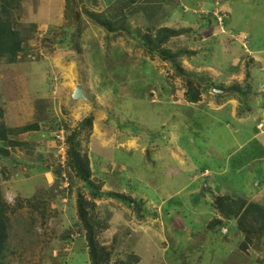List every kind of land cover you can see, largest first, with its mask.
<instances>
[{"label": "rangeland", "instance_id": "obj_1", "mask_svg": "<svg viewBox=\"0 0 264 264\" xmlns=\"http://www.w3.org/2000/svg\"><path fill=\"white\" fill-rule=\"evenodd\" d=\"M115 1L97 0L92 4L82 0V3L89 10H104L108 16L106 5ZM22 2V10L15 13L14 26L46 22L50 31L45 35L44 45L41 42L43 56L33 61L25 53L15 65L1 62L0 105L6 95H14L15 100L20 98L8 107L5 98L1 108L7 113L12 105L19 104L24 124L39 117L48 120L52 115L48 117L47 109L58 115L62 110L52 104L53 92L57 94L60 83H65L62 86L65 90L76 85L86 89L91 100L86 97L84 101H70V105L86 104L90 112L83 113L84 117L98 111L107 119L102 129L108 139H98L96 133L91 135L108 145L101 158L91 153L98 179L107 182L104 190L142 199L145 208L154 213L139 219L131 209L113 199L96 200L92 213L101 223H108L110 229L100 234V240L111 246L113 261L135 253L138 264H262L263 253L251 247L245 252L239 250L243 236L234 230L232 222L226 225V241L222 239L224 230L211 233L205 227L217 217L211 206V192L264 206V113L257 109L264 103V0H156L154 7H148V12L155 14L153 18L146 19L140 10L129 19L133 28L144 25L190 28L192 32L171 39L167 47L198 50L189 61H182L183 67L194 73L190 77L195 81L210 80L219 87L220 80L211 78L212 70L225 82L227 75L236 70L234 66L238 67L237 73L243 74L241 67L245 66L239 61L251 57L254 61L248 66L251 92L238 97L241 101L246 99L237 114L245 120L242 123L231 118L230 108L219 114L206 106L203 111L186 108L184 83L168 63L157 57L151 60L142 53L134 36L107 34L88 22L80 8L82 33L74 41L71 38L74 25L65 19L60 21L62 0ZM144 5L148 4L142 0L140 6ZM202 35L205 40L200 41ZM75 43L79 44V54ZM55 64L58 70L53 68ZM197 67L212 70L199 71ZM232 82L226 86L231 87ZM76 111L77 108L73 114ZM52 117L56 122L51 126H43L38 133L20 139L25 138L31 147L36 139L47 142L45 128L56 129L67 119ZM257 123L261 129L256 128ZM130 137L137 138V149L118 146L117 143L128 144L126 140ZM86 139V133L82 132V144L87 145ZM15 153L20 157L23 153L26 160L20 159L18 167L0 157V168L4 167L9 174L8 179L3 178L6 184L2 186L3 197L7 201L12 196L10 205H14L16 197L22 205L9 216L11 231L4 263L89 264L83 238L63 239L66 230L77 222L74 196L78 184L65 198L62 181H55L53 170L52 185L48 188L42 175L45 168L39 162L29 163L36 159L35 152L20 149ZM55 158L52 151L46 160H51V165ZM17 168L19 172L12 175ZM201 172H206V176L201 177ZM80 188L89 197L88 189ZM32 197L43 199L44 205L37 208L44 212L43 218L27 204L26 200Z\"/></svg>", "mask_w": 264, "mask_h": 264}, {"label": "trees", "instance_id": "obj_2", "mask_svg": "<svg viewBox=\"0 0 264 264\" xmlns=\"http://www.w3.org/2000/svg\"><path fill=\"white\" fill-rule=\"evenodd\" d=\"M89 1L92 4L97 3V0ZM149 1L150 0H143V3L147 2L148 4ZM139 2H142V0H116L113 5H109L107 8L108 16H106L101 11L98 12L85 8L82 0H64L63 15L64 19L72 23L75 27L71 35L74 41L75 39L78 41L82 33L80 8H82V13L86 16L88 22L103 29L107 34L114 35L124 33L134 36L145 55L150 59L157 57L159 60L168 63L175 76L181 79L185 86L183 93L185 102L197 103L201 95L203 93H208L213 87L210 80L203 82L195 81L190 77L194 75V73L187 71L182 65L184 59L189 61L190 58L196 56L197 51L190 50L187 47H180L175 50L166 47L171 39L189 34L192 30L190 28L174 29L166 26H159L156 28L154 25H144L143 28L131 27L129 19L138 11L142 10L143 16L147 19V12L150 4L140 6ZM22 3V0H0V65L3 60L6 64H14L18 61L19 56L25 53L28 55L30 51L28 42L36 33V24L29 23L28 27L14 26L15 13L22 10ZM46 39L47 38L44 36L41 41L43 45ZM224 43L226 45L229 44L227 40H225ZM75 50L76 53H81L78 43H75ZM253 63L254 61L251 57L246 58L244 63L246 70L243 85L235 83L227 89L221 88L222 93L238 96L242 95L243 97L247 96L251 92L250 83H252L248 66L253 65ZM84 93L85 96L91 100V97L87 95L86 89H84ZM245 102L246 99L242 101V104ZM3 117L4 113L0 108V157L6 159L9 158L12 148H24L25 146L13 138L23 133L38 131L39 124L34 122L21 127L10 128L5 125ZM93 118V113H90L80 121L75 129H70L67 124L62 125L67 131L65 170L69 177V193L77 184L79 187L77 188L78 193L74 196L77 222L71 225L70 229L66 230L63 239L69 241L74 238H83L89 264H138L139 257L135 253L126 254L124 259L113 261L111 246L102 244L100 240V234L108 228V223H101L92 213L96 209L94 200L101 198L113 199L117 203L123 204L126 208L131 209L139 219H142L147 214L154 215V213L145 208V202L142 199H137L125 193L102 191L101 184L92 177L89 158L87 153L81 149L80 136L82 132L86 134L91 132ZM8 148H10V150ZM47 168H50L51 172L53 170L55 181L58 182L62 171L60 164L55 161L53 164L46 167V169ZM0 174L4 179H8L7 176L9 174L6 172L5 168H0ZM3 185L0 177V264H5V253L8 250V241L11 231L9 216L11 212H15L17 208L22 206L20 204L21 201L16 197L14 205H10L6 202L3 197ZM80 186H85L88 189L90 199L84 196ZM205 189L207 191V187ZM208 189L210 190V188ZM209 192H211V190ZM69 195L70 194H68V198ZM38 198L39 197H32L26 200L27 204L31 206L33 210L37 209L41 204L44 205L43 199L39 200ZM211 206L216 211L217 217L208 221L205 227L207 231L213 233L218 229L221 233V231L226 230L222 233L224 236L222 239L226 241L227 237L225 236L228 234L226 225L232 222L234 230H237V232L241 233L243 236L242 241L238 243L239 250L245 252L251 247L254 251H259L264 255V206L254 201L228 195H219L212 192ZM36 213H39L41 218H43L44 212L41 213L37 209ZM110 214L111 212L108 211L107 215ZM223 226H225V228ZM261 262L264 264V259H262Z\"/></svg>", "mask_w": 264, "mask_h": 264}, {"label": "crops", "instance_id": "obj_3", "mask_svg": "<svg viewBox=\"0 0 264 264\" xmlns=\"http://www.w3.org/2000/svg\"><path fill=\"white\" fill-rule=\"evenodd\" d=\"M152 1H153L154 4L152 3ZM140 4H141V2H139V5ZM109 5L110 4H107L106 5V8ZM148 5L151 6V7H154L156 5V0H150L149 3H148ZM61 6L62 7L60 8V16H61L62 19H60V21L63 22V20H64V15H63L64 14V11H63L64 10V0H62V5ZM103 11H101V12H103ZM154 15H155L154 13L152 14L150 12H147V19L153 18ZM58 19H59V14H58L57 19L55 21V23H57V24H58ZM49 26L50 25L47 24L46 22H41V23H38V24L36 23V30L37 29H44L46 31V33H47V32L50 31ZM166 27H168V26H166ZM171 28L180 29V28H183V27H179V28L171 27ZM183 36L184 35H181L180 37H183ZM180 37H176V38H180ZM204 37L205 36L202 35L200 37V41L205 40ZM197 41H199V40H197ZM29 43L30 42H28V44ZM167 45H166V47H167ZM187 48L190 49L189 47H187ZM169 49H171V48H169ZM172 50H175V49H172ZM196 51L198 52V50H196ZM142 53H143V50H142ZM245 61H246L245 58H242V61H239V63L241 62L244 65ZM52 63L54 65V62L53 61H52ZM187 63L190 64L189 62H187ZM15 64L16 63H14V65ZM14 65H12V66H14ZM9 66H11V65H9ZM0 67H1V65H0ZM57 67H59V66L55 64V66L53 68L55 70H58ZM185 68H187V67H185ZM234 68L236 70L230 72V74L227 75V77H226V81L223 82L221 80L222 76H220L215 70H212L209 67H197L196 70H199V71L212 70V73L210 72L211 73V78H215V79L218 78L220 80V83L219 84H221V85L219 86V88H216L215 82L211 81L213 87L209 90V92L208 93H203L201 95V97H200V100L197 103H187L186 102L185 107L186 108H194V109H197L198 108L201 111H203V109H204L203 107L206 106L210 111H213V112L218 113V114L220 112H222L223 110H226L227 108H230L231 118L238 120L240 123H242L243 121H245L244 119H242L241 116H238L237 117L238 111L240 110V108L242 106V101L240 100V98H238L239 96L238 95H231V94H227V93L226 94H223L222 93V90H221V88L222 89H227V87L230 86V85L229 86H226L229 81H231V82L233 81L234 82V83L232 82L233 85L235 83H237L239 85H243L244 78H245V70H246V67H241V68H243V74H241L242 72L241 73L240 72L237 73L238 72L237 71V68L238 67L234 66ZM59 69L61 70V68H59ZM249 72H250V70H249ZM70 76L73 77L74 74H71ZM238 78H241V81L240 82H239ZM0 82H1V71H0ZM64 84H65L64 82H62V83L59 84V87H57L58 88L57 94L55 92H53L54 99H53V103H52L53 106H55L59 110L62 108V110L59 111V115H58V114H55V113L53 114V112H52V110L50 108V109H47V111H48L47 112V115H48V117H50L51 115L52 116L54 115L57 118V120H61L63 117H67V119H63L64 120L63 122H64V124H67L69 126V128L71 129L72 125L74 126L76 124H79L80 121L83 118H85L83 116V113H87L88 114L90 112V109H89V107L86 106V104H84V105L83 104H81V105L79 104L78 107H77L76 103H73V104L70 105V101H73L71 99V93H72V90L74 88L71 89V90H68V89L65 90V88L62 87V86H65ZM82 89H83V92H84L83 86H82ZM63 90H65V91L63 92ZM84 95H85V93H84ZM228 95H230V96H228ZM5 98L9 101L7 103V105H6V107H8L9 104H11V103H16V102H18V100H20V98L18 100H15L16 97L14 95H6ZM5 98L3 99V103H4ZM3 103H2V105H3ZM2 105H0V108L2 107ZM261 105H258L257 106V109L258 108H261V110L264 113V103H262ZM75 108H77V111H76V113L73 114ZM1 109L3 110V113H4L3 121H4L5 125L8 126V127H10V128L21 127V126H24V125L31 124V123H34L35 122V123H38L39 124V130H43L44 129L43 126H51V123L52 122H54V123L56 122L55 120H53V117L51 116L50 118H48V120H46V118L39 117V118L36 119V121L34 120L32 122H29V123L24 124L21 121V119H20V116H21L23 110H21L22 107L19 104L12 105L8 109L7 113H5V111H4L3 108H1ZM244 109L251 110L250 107H244ZM69 110H73L72 113H70ZM9 111H10V114H9ZM93 116H94V118H93V122H92V130H91V132L89 134H86V137H87L86 140L88 141V143H87V145L86 144H82V142L80 140V144H81L82 151L86 152L87 153V156L89 158V162H90V166H91V171H92V177L97 182H99L101 184V190L102 191H105L104 188H105V184H107V182H105V181L103 182L102 180H99L98 179V175H96L98 173L96 171H94V164H93V162H91V159H92L91 153L93 152V153H95V156H98V157L101 158L103 156L102 155V152H104V150H106L105 148L108 147V145L107 144H104L103 141H100V140H97L96 139V137L98 139L99 138H104L102 140H105V141H106V139H108L109 136H108L107 132L102 129V128H105L104 127V124H106L105 122H106L107 119H106V117H104L105 115H103L102 112L99 113L98 111L94 112L93 113ZM43 119H45V122H44ZM70 120L73 123H70ZM262 121L263 120L261 118L260 122H262ZM256 128L261 129V124L257 123ZM39 130L38 131H33V132L23 133V134H20L18 137L13 138L16 141L21 142L25 146H24V148H17V147L12 148V150L10 151L9 158H6L4 160L11 161V163L14 165V167H15V165H17V167H18L20 165V163L18 161L20 159L21 160H25V159L23 158V153L21 154V157H20L19 155L16 156V153L15 152H18V150H20V149H21V152L22 151L26 152L27 150H32L33 152H35V155H36L35 158L36 159L33 160V161L31 160L29 163L33 165V164H36L37 162H39L40 163V166H43L45 168V172L42 175H43V178L45 180L46 185L49 188V186L52 185V174L53 173L51 172L50 168H47L46 169V167H48L50 165L49 164L50 163V160H46V158L48 157L49 152H52L53 151V148H54V146H53L54 145V142L51 140L49 129H46L45 128V130H44L45 132H47V138L44 137L47 140V142H45L44 140L43 141H40V140H37L36 139L35 144L31 147V145H28L27 143H25L26 142V141H24L25 138L24 139H20L23 136H26V135H29V134H36V133L39 132ZM93 133H96L97 136L96 137L95 136L91 137V135ZM133 137H130L131 140L130 139H127L126 140V143H128V144H125V146L123 144H122L123 145L122 146L119 143H117L118 146L123 147V148H126L127 150L137 149L139 147L138 146V142H136L137 141V138L135 137V139H134ZM102 142H103V144H102ZM89 143L91 144V147H89ZM45 148H46V153L44 152L45 151ZM142 151H143V149H142ZM37 157L38 158H42V159L38 161V158ZM48 159H51V156ZM46 161H48V163ZM1 168H4V167H1ZM17 170H19V168H17L16 170H13L14 173L12 175H14L15 173L19 172ZM20 170H22V169H20ZM206 174H207L206 172H201L199 175L201 177H205ZM85 197L87 199H90L88 196H85ZM101 199H103V198H101ZM97 200H99V199H97ZM94 202H95V205H96V200H94ZM50 207L53 208V205H51ZM109 229L110 228H107L106 231H108ZM101 238H102V236H100V239ZM102 244L106 245L105 243H102Z\"/></svg>", "mask_w": 264, "mask_h": 264}, {"label": "built area", "instance_id": "obj_4", "mask_svg": "<svg viewBox=\"0 0 264 264\" xmlns=\"http://www.w3.org/2000/svg\"><path fill=\"white\" fill-rule=\"evenodd\" d=\"M216 12L218 13L219 10H216ZM46 34V31L42 30V29H38L36 31V33L34 34V38L30 41L29 45H30V51L29 54L27 55V57L30 59H32L34 61V58H39L41 56H43V48H42V44L41 41L44 38ZM32 41H35L34 43V50L31 48L32 46ZM37 43V44H36ZM66 135H67V131L65 130V128L63 126H60L56 129H53L50 131V137L51 140L54 142V148H53V152L55 153L56 156V163L60 164L61 166V175L59 176L60 181H62V186L63 189H61L63 191V197L67 198L68 194H69V187H70V183H69V179H68V174L66 172V168H65V163H66V151H67V144H66ZM1 180H2V184L5 182L3 180L2 175L0 174ZM7 203L11 204L13 202V198L12 196L8 198V200L6 201ZM226 230H224L225 232Z\"/></svg>", "mask_w": 264, "mask_h": 264}, {"label": "water", "instance_id": "obj_5", "mask_svg": "<svg viewBox=\"0 0 264 264\" xmlns=\"http://www.w3.org/2000/svg\"><path fill=\"white\" fill-rule=\"evenodd\" d=\"M71 99L73 101H78V100H86V97L84 95L83 89L81 85H76L74 89L72 90L71 93Z\"/></svg>", "mask_w": 264, "mask_h": 264}, {"label": "clouds", "instance_id": "obj_6", "mask_svg": "<svg viewBox=\"0 0 264 264\" xmlns=\"http://www.w3.org/2000/svg\"><path fill=\"white\" fill-rule=\"evenodd\" d=\"M37 30H38V29H37ZM37 30H36V31H37ZM31 40H32V39H31ZM31 40H29V42H30ZM8 149L10 150V148H8Z\"/></svg>", "mask_w": 264, "mask_h": 264}]
</instances>
